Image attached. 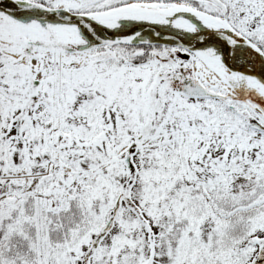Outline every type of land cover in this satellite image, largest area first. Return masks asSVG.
<instances>
[{"label":"snow or ice","instance_id":"1","mask_svg":"<svg viewBox=\"0 0 264 264\" xmlns=\"http://www.w3.org/2000/svg\"><path fill=\"white\" fill-rule=\"evenodd\" d=\"M0 264H264V0H0Z\"/></svg>","mask_w":264,"mask_h":264}]
</instances>
